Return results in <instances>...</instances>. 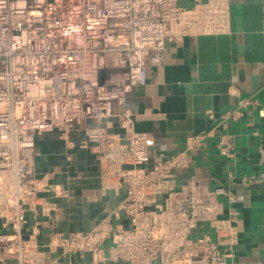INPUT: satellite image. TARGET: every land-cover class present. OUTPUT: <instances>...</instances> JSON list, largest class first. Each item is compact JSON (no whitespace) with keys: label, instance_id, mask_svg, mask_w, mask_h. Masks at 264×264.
I'll list each match as a JSON object with an SVG mask.
<instances>
[{"label":"built area","instance_id":"obj_1","mask_svg":"<svg viewBox=\"0 0 264 264\" xmlns=\"http://www.w3.org/2000/svg\"><path fill=\"white\" fill-rule=\"evenodd\" d=\"M230 20L229 0H0V264H235L239 212L230 207L245 195L195 176L175 181L207 135L150 165L154 138L126 107L167 42L227 33ZM255 105L243 97L221 114L207 110L221 155L236 157L230 122ZM39 137L91 150L101 189L122 194L91 230H53L41 243V222L27 229L30 212L51 216L67 196L36 170Z\"/></svg>","mask_w":264,"mask_h":264},{"label":"crops","instance_id":"obj_2","mask_svg":"<svg viewBox=\"0 0 264 264\" xmlns=\"http://www.w3.org/2000/svg\"><path fill=\"white\" fill-rule=\"evenodd\" d=\"M229 1V31L167 42L161 64L147 67V83L132 88L126 107L133 113L136 130L154 138L150 165L160 154L184 150L191 135H207L205 146L191 151L190 167L178 170L175 181L195 176L211 186L244 194V202L230 207L239 212L234 261L260 264L264 259V182L244 184L243 179L264 173V0ZM243 97L257 98L261 105L247 108L243 119L230 122L236 157L229 159L217 148L218 135L207 110L221 114ZM36 152L37 172L49 174L51 182L67 190V196L55 199L58 208L51 216L43 217L39 210L28 214V230L37 219L41 222V243L53 230H91L121 202L122 194L101 189L91 150L68 147L56 137H39ZM71 263L84 261L72 256Z\"/></svg>","mask_w":264,"mask_h":264}]
</instances>
